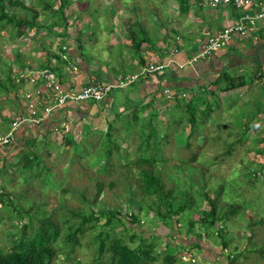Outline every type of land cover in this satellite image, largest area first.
<instances>
[{"label": "trees", "instance_id": "16d2710c", "mask_svg": "<svg viewBox=\"0 0 264 264\" xmlns=\"http://www.w3.org/2000/svg\"><path fill=\"white\" fill-rule=\"evenodd\" d=\"M80 1L81 0H0V28H3L5 23H7L10 25V29H13L11 35H17L19 37L29 28L32 29L29 30L31 32H35L37 29H46L55 35L62 36L68 32V25L70 23L69 17L84 23L82 19L85 14L84 12L90 13L86 10V6L92 0H84L85 9L82 8L84 11L82 14H76L75 9H70L69 12H65V9L70 3H79ZM116 1L117 0H111V11H106L111 17L115 13V10H117L115 6ZM177 1L179 6L187 3V0ZM119 2L123 7L124 4L126 5L125 0L122 2L119 0ZM53 3H56V6H53ZM124 9L129 13L123 18V23L126 27V34L130 41V46L134 50H139L141 42L146 41V43L149 44L151 40L149 38L150 33L148 29L145 28V24H143L144 20L147 18L150 19L153 13V17L156 18L160 10L155 9V12L147 13L145 19L139 20L138 15H133L131 12L135 10L133 4ZM179 11H181V8H179ZM41 13L44 15L50 13L53 18L47 23L44 21L40 22L39 14ZM159 22H161V20H159ZM71 36L72 39L81 44L82 40L76 35V32L72 33ZM62 45L60 46L61 49ZM65 49H62V51ZM45 50L47 52V57L43 60L45 63H40V66L43 68L49 65L50 57L48 58V55L54 57L57 62L63 60L56 51L49 49ZM19 61L21 62L22 60H20V56H17L12 60V63H19ZM6 65L8 66L5 75L0 80V89H4L5 92L8 87H12L16 84V81H14L11 76L10 63ZM17 65H19L20 68L23 66L22 63ZM218 78L219 77H217L216 80H218ZM22 80L24 79L20 81ZM197 89L199 90V88ZM206 91L209 93L208 90H205L204 94H202L203 97L200 99H198V95L196 98L192 99L194 97V94H192L190 99H186L182 104L179 103L181 109L185 113L172 123L169 121L161 123L162 119L155 118L157 117L155 116L157 110H151L152 107L156 106L155 103H152V100H148L144 103L139 102L129 109L116 112L113 120L108 122L103 134L97 138L102 150H97L96 152L98 156L102 155L104 160L103 167L97 168L102 172H98L97 176L90 174L87 176L86 181L78 182V185H75L73 191L77 194V198L79 199L78 203L67 205L62 204V200L56 202L59 208L64 207L68 213H62L60 217L55 211H44L45 213H42L38 208L32 210L31 206L33 204L43 205L46 204V200L42 199L41 196H43V194L41 192L36 193L35 191V193H33L34 191L31 190L30 187H32V185L30 183L33 178L41 177L40 179L42 180H40L39 183L48 186V180L58 179L59 172L55 168V160L57 158H55V160L51 159V161L48 158L50 155V142L48 136L51 130L56 129L58 125L61 127L63 122L55 123L52 128L41 134L43 135L41 140L42 145L35 143L33 137L25 138L21 145L15 147L16 150H14L13 154L16 158L7 160V163L0 167V203L5 206L12 202L11 197L13 196L11 192L6 191L4 184L1 182L5 175H7L9 171H12V169H8L10 164L19 165L26 184L24 186L26 195L28 194L27 192H31L34 195H39L41 198H37L27 207L21 204L11 209V211L14 212V216L20 219L24 218L26 214L27 219L20 223H18L19 220H15V223L11 224V227L13 226L16 228V232H9L8 237L10 244L7 247L0 242V264H53L57 253L62 249V247L57 244L58 239H60V244L66 245L67 247L64 257L71 260L74 259L76 264H79V259L75 258L74 255H70V253L79 243V237L85 231L93 229L95 224L98 226V231L90 237V242L95 245L96 248L92 252L93 258L90 264H102L101 257L104 253H106L108 264H149L156 261L160 255L154 250L155 240H159L163 235H166V237H173L171 231H176L178 233L180 232L179 230H183L186 234L192 233L197 238V240L192 241V244L197 246L199 251H201L200 258L202 260H208L209 264L233 263L238 252L234 248H232V250L228 248V240L224 236L225 233L223 234L225 228L221 222L223 223L229 215L239 212L241 205L237 202L233 203L234 201H230V203L227 201L221 202L220 193L223 189V184L221 183L213 190L211 195L208 194L209 189L205 188L207 178L204 176L205 174L207 175L206 166L209 162L215 160V156L209 157L208 160H202V163H199L198 160L194 162L198 148L207 139L206 132L200 133L198 125L195 123L196 121H201L202 124H206L207 119H209L212 114V110L219 106L218 103L205 104L207 100L205 98V94H207ZM196 94L198 93H195V95ZM181 99L176 98V101H174L178 103ZM200 103L203 106H200ZM143 110H146L145 114L141 113ZM154 119H157V121H154ZM63 120L67 122L68 119L63 118ZM212 121L214 122L213 118ZM130 122L135 127L137 135L141 138L139 140L140 143L138 142L137 145H135L136 154L130 155L128 151H126L127 148L120 154L117 152L118 149L114 150L115 138L120 134L122 128H125L124 126L130 124ZM178 127L186 129V137H194L193 139H195L197 136L201 135V144L194 141V146L185 156L180 155L168 158L161 154L162 152L167 154V151L166 147L162 146L160 141L167 143L169 141L168 137L176 133V128ZM203 128L207 127L203 126ZM246 129L247 126H245L239 134L237 133L235 139L229 144L240 139L239 136H241ZM89 130L90 128L86 129L87 134ZM63 135V143L73 146L74 155L83 156V150L84 148L86 150L85 144L88 142V136L85 135L81 140L76 141L70 133H64ZM141 140L144 141L142 142ZM255 141H259L260 143L264 142V135H260L258 138L255 137ZM150 143L153 144L149 148L137 154L140 150V146H148ZM190 145H192L190 141L186 140L184 142V148ZM228 150L229 148L225 149L226 152ZM255 150L258 153L261 152L260 147L259 149L255 148ZM115 152L117 153L116 155H114ZM6 158L7 154L3 157V160H6ZM60 160L62 161V158ZM71 160L78 161V159L74 158ZM78 163L80 167L84 168V165H81L79 161ZM133 166L137 167V169H132ZM166 167H169V169L166 170ZM194 169L198 170L196 175L192 172ZM260 170L262 169L260 168ZM260 170L250 168L247 170V173L253 175V178H256L258 177L257 172ZM106 175H108L109 180L106 185H109V188L112 187L111 189L117 188L118 184H122L121 179L125 180L126 185L120 186L127 193L126 200H136V208L133 210L126 209L123 215L124 220H129L131 223V232L126 237H122L121 234L115 233L111 228H104L109 223L116 225L123 221L122 215L119 214L121 210L120 205L117 206L114 204L109 207L103 205L101 192L104 190V177ZM194 176H196L195 179ZM183 184L188 185V187H184ZM193 184L197 185L196 188H193ZM61 189L64 191L67 189V186L63 185ZM194 199L196 201H194ZM94 203L97 204L96 208H94ZM205 204H207V208ZM30 210L38 211L40 214L38 216L31 215L29 214ZM140 211L146 215L148 211H151L152 214L150 217H153V220L156 219L157 224L153 225L152 220H148V227L150 225L151 228H142V224L144 223H142V221L144 218H141L139 215ZM194 213H196L195 218L192 216ZM101 218H103V221L99 223L98 221ZM184 218L185 220H183ZM246 220L250 222V220L254 219L249 215L246 217ZM255 220L263 224L264 215ZM184 221L187 223L186 225H183ZM194 223H197L199 226L198 230L201 232L193 229ZM158 227L161 229L165 228L166 232L163 231L165 232L163 235H158L153 231ZM125 228H127V226H125ZM203 236H205V238H202ZM213 238H218L219 245H213ZM175 240L177 241L175 243L170 241V238L164 241L165 252L161 255V258L165 263L174 261V250L176 247H181L178 251L179 253L182 251L181 249L184 248V245L187 244L185 242L183 243L180 238ZM200 247L203 249L201 250ZM243 247L244 245H242L241 249H243ZM253 250L257 251L259 256L264 257V243L253 248ZM194 261L190 262V264H203L200 260Z\"/></svg>", "mask_w": 264, "mask_h": 264}, {"label": "rangeland", "instance_id": "374dc122", "mask_svg": "<svg viewBox=\"0 0 264 264\" xmlns=\"http://www.w3.org/2000/svg\"><path fill=\"white\" fill-rule=\"evenodd\" d=\"M120 1L122 2L124 0ZM125 2L126 5L124 4L123 7L119 0L116 1L115 6L117 10H115V13L112 15L113 18H111L109 16V13L106 12L111 11V0H92L89 4H87L86 10L93 14L86 13L82 10V8L85 9L84 0H81L79 3H70L68 7L66 6L67 8L65 9V12H69L70 9H75L76 14L78 15L84 12L85 14L82 18L84 23H82V21L80 20L72 19L71 17H69V32H67L66 34L76 32V35L82 38V40L84 41L86 39L85 35H87L88 37L86 41H89V38L95 36L93 39H91V42L93 43L95 48L99 45V43H108L109 40L111 41L112 36L109 34V32H107L106 34L103 33L107 31L105 26L111 23L113 26H118L120 31H122L121 23L124 22L123 18H125L128 14L124 8H127L129 5L133 4L135 10L131 12L133 13V15L137 14L139 20L145 19V15L149 12H155V9L160 10V13L158 12L159 15L156 17L157 19H151L154 22V25L150 23L151 20H149V22L148 20H146L145 23H147L146 25L149 29L154 26L155 31L152 33V36L157 35L159 40H166V35H169L168 32L170 31V27L169 24H164V19L167 18V15H169L168 18H173V16L175 15V8L177 9L176 2L178 1L125 0ZM52 5L56 6V3H53ZM169 10L170 12L168 13L167 11ZM39 18L40 22L44 21L47 23L50 21V19L53 18V16L50 15V13H46L45 15L41 13L39 14ZM159 20H161L162 23L159 22ZM9 26V24L5 23L4 27L0 28V74L3 76L5 75L6 69L2 67V64L4 66L5 64H9V60L11 59V55L14 50H20L21 56H24L23 58L26 59L36 57L40 58L43 50L46 47L50 48L51 46L52 48H54L56 45H59V42L61 40L60 36H57L54 33L47 31L46 29H37L35 32H31L29 30L32 29L29 28L26 32H24V34H22V36L20 35V37L17 35H11L13 29H10ZM90 32H92V34H90ZM102 33L104 37H102ZM70 36L67 35L64 38L71 39ZM111 52L115 51L111 50ZM11 64L13 63L11 62ZM10 67H13L14 69L16 68L14 64ZM29 86L32 87V85ZM112 90L113 89H111L109 93H111ZM224 91L232 92L230 87L226 88ZM202 94H204L203 91L202 93L194 95L192 99L196 98L197 95L198 99H200L203 97ZM230 95H233V93ZM158 97L161 100V97L165 96L158 95ZM182 97L183 96H181L180 98ZM224 97L225 98L222 97V101L225 102L220 103L219 106L215 107L212 114L210 115V117L213 116L215 122L210 121L209 123L202 124L201 121H196L195 123L198 125L200 133L206 132L205 134L207 139L204 143L201 144V135L197 136L195 139H193L194 137H186V129L178 127L176 128L177 132L168 137L169 141L167 143H163L162 141H160L162 146L166 147L167 151V154L163 152L161 154L167 156L168 158H173L180 155L185 156L194 146V141H196L201 145L198 148L196 158H194V162L198 160L199 163H202V160H208L209 157L211 158V156H215V160L209 162V164L206 166L207 175L205 174L204 176L207 178L205 188L209 189L208 194L211 195L213 193V190L221 183L223 184V189L220 193L221 202L227 201L230 203V201H234L233 203L237 202L241 205V209L239 212H236L233 215H229L228 218L223 221V223L221 222V224L225 228V232H222L223 234L225 233L224 236L228 240V248L231 250L232 248H234L238 252V255L233 263L227 261V264H264V257L259 256V253L253 250V248L258 247L259 245L264 243V223L261 224L258 223V220H255L264 215V142L260 143L259 141H255V137L258 138V136L264 135V130L261 128L248 129V125L250 124L248 120L252 117V111L259 110L260 106L255 101L254 105L250 109L251 115H249L248 111H246L240 115L243 121H239V115L236 114L237 110H244L245 107L249 109L250 107H247L249 103H247V105L240 104L239 107L238 105H236V111H233L232 116H235V119H237V121H234L232 123L227 122V125L221 127L219 126V123L221 121L218 120V117L222 118L224 116V113L226 114L228 113V111H232V109L234 108V106L230 107V105L228 104V99H231V97H229V95L226 97L225 93ZM235 97L238 96L236 95ZM19 99L20 101L24 102V98L22 95H19ZM103 99L104 98L100 100ZM186 99L187 98H185L184 100ZM166 100L169 101L167 98ZM173 100L175 99L173 98L171 100V105H169V103L162 106L160 110L155 114V116H157L155 118L162 119L161 123L164 121H169L170 123H172L176 121L177 118L184 115L185 112L181 109V106L179 104L181 101L175 103V101ZM212 103H218V101L215 97L209 96L205 104ZM130 107L131 106L128 105L125 109H129ZM218 107L219 109L217 111L216 109ZM155 109L156 108L154 107L151 108V110L153 111H155ZM145 112L146 111L143 110L141 113L145 114ZM235 119L233 117V120ZM154 121H157V119H154ZM203 126L207 128H203ZM244 126H247V129L244 133H242L241 136H239L240 139L235 140L234 143L229 144L233 139H235L237 133L239 134L243 130ZM59 127L60 125H58L56 129L51 130L48 136L50 142V155L48 158L50 161L51 159L55 160V158H57L55 160V168L59 172V177L56 180H48V186H45L43 183H39L40 180H42L40 179L41 177L33 178L30 183L32 187L30 188L34 191L33 193H35V191L36 193L41 192L43 194V196H41L42 199L46 200V204L43 205L33 204L31 206L32 210H36L35 208H38L40 211H42V213L55 211L60 217L62 213L64 214L66 212V209L64 207L59 208L56 202L62 200V204L67 205L78 203L79 199L77 198V194H75L73 191L75 185H78V182L86 181L87 176L90 174L97 176L98 172H102L99 171L98 168L103 167V156H98L96 151L102 150L97 138L103 134L104 129L98 130L94 128L89 130L87 134L86 129L82 128V130H79L80 126L77 127L76 124H74V120L72 119H70V121L67 120V122L63 121V125H61L60 128ZM124 127L125 128H122V130L120 129V134L115 138L114 143L116 148L114 147V150L118 149L117 152L121 154L123 150L127 148L126 151H128L130 155H134L136 154L135 145H137L141 138L137 135L135 127L131 122ZM62 133H70L76 141L81 140L85 135L88 136V142L85 144L86 150L84 148L83 156L74 155L73 146L63 143L62 138L64 135ZM186 140L190 141L192 145L184 148V142ZM141 141L143 142L144 140ZM152 144L150 143V145L148 146H140V150L137 152V154L142 153L144 149L149 148ZM259 147L261 148L260 153L256 152L255 150V148L259 149ZM227 148H229V150L226 152L225 149ZM116 154L117 153L115 152L114 155ZM13 156L15 155L12 153L10 155H7L6 160L0 159V167L3 166V164H6L7 160H12ZM61 158L62 161L60 160ZM72 158L78 159L80 164L84 165V168L80 167L78 161L71 160ZM250 168L256 170H260L261 168L262 170H260L261 172H257L258 177L253 178V175L247 173V170ZM8 169H12V171H9V173L5 175L1 182L4 184L6 191L11 192V195L13 196H10L12 202L5 206L0 203V242L5 247L10 244V240L8 237L9 232H16V228L13 226L11 227V224H14L15 220H19L18 223H20L27 219L26 214L24 215V218L20 219L14 216V212L11 211V209H13V207L15 206H20L21 204L24 207H27L37 198H41L39 197V195H34L31 192H27L28 194L26 195V189L24 187L26 184L24 182L23 173L20 171V167L18 164H10ZM132 169L136 170L137 167L133 166ZM168 169L169 167H166V170ZM192 172L194 175H196L198 173V170L194 169L192 170ZM195 178L196 176H194V179ZM108 182V175H106L104 177V190L101 192L103 205L108 207L114 204H116L117 206L120 205L121 210L119 211V214L122 215L123 221L116 225H112L109 223L104 228H111L113 231H115V233L121 234L122 237H126L131 232V223L129 222V220H124L123 215L125 214L126 209L133 210L134 208H136V200H126L127 193L120 186L126 185L125 180L121 179L122 184H118V187L113 189H111L112 187L109 188V185H106L108 184ZM63 185L67 186V189H65L64 191H62L61 189ZM183 186L188 187V185L186 184H183ZM196 186V184H193V188H196ZM194 201L196 200L194 199ZM93 205L94 208H96L97 204L94 203ZM205 205L207 208V204ZM32 210L29 211V214L36 216L40 214V212ZM66 214L68 213L66 212ZM151 214V211H148L147 215L142 211L139 212L141 218H144V220L142 221V223L144 222L142 224V228H151L150 225L148 227V220H152L153 225L157 224L156 219L153 220V217H150ZM249 215L252 216L254 220H250V222L249 220H246V217ZM192 216H194L195 218L196 213H194V215ZM102 219L103 218H101L98 222L100 223V221H103ZM183 220H185V218ZM186 224L187 223L184 221L183 225ZM125 226H127V228H125ZM158 228L153 230L158 235H163L166 232L165 228ZM198 228L199 226L197 225V223H194L193 229L195 231L201 232L200 230H198ZM97 231L98 226L96 224L93 229L85 231L79 237V243L70 253V255H74L75 258L79 259V264H90L93 258L92 252L96 248L95 245L91 244L90 237L93 236ZM179 231V234L176 231H171V233H173V237H166V235H163V237L159 238V240H155L154 250L160 255L156 261H153L149 264H190V262H193L187 260L189 259L188 255H181L179 257L178 251L181 247H176L174 250V261L171 263H165L162 260L161 255L165 252L164 241L165 239L168 240L169 238L173 243L177 242L175 240L177 238H180L183 243H187L181 250H183L182 252L192 253L196 261L200 260V262L203 264L208 261L202 260L200 258L201 251H199V248L197 246L192 244V241L197 240V238L192 233L186 234L183 230ZM202 238H205V236H203ZM213 239V245H219L218 238ZM57 244L60 245L62 249L57 253L56 259L53 261V264H76L74 259L71 260L67 257H64V253L67 248L66 245L60 244V239L57 240ZM242 245H244L243 249H241ZM200 249L202 250L203 248L200 247ZM195 254L199 256V259ZM106 259L107 256L106 253H104V255L101 257V260L103 262L102 264H108V260Z\"/></svg>", "mask_w": 264, "mask_h": 264}, {"label": "crops", "instance_id": "0c3cea01", "mask_svg": "<svg viewBox=\"0 0 264 264\" xmlns=\"http://www.w3.org/2000/svg\"><path fill=\"white\" fill-rule=\"evenodd\" d=\"M261 1L264 3V0ZM176 7L173 18H168L169 15L166 14L167 18L164 19V24H169L170 27L169 35H166L165 41L159 40L157 35L152 36L155 31L154 26L149 29L147 23H145L146 20L149 22L153 19L154 14H151L150 19L147 18L143 22L150 33V43L141 42L139 50H134L130 46L123 22L121 23L122 31L118 26L109 23L105 26L107 31L103 33L109 32L112 36L111 41L99 43L96 48L91 42V39L95 36L86 41L88 37L85 35V41L80 38L82 40L81 44L72 39V36H70L72 33L60 36L59 45L54 48L51 46L50 48L46 47L45 49L56 51L59 54L62 51L60 46L65 44L66 58L61 62H57L54 57L48 55V58L50 57L49 65L45 68L52 70L59 81L71 82L73 87L79 88L90 78L115 81L120 73L137 71L146 62L168 56L177 62H183L203 43L208 33L216 32L224 24L236 18L243 10V8L234 7L230 3L218 4L212 7L198 5L196 0H187V3L180 6L176 2ZM179 8H181V11H179ZM167 12L169 13L170 10ZM150 23L154 25L152 20ZM256 32L259 35L258 39H253L250 35H233L205 58H200L191 64L185 63L180 67L172 63L164 70L154 71L145 78L135 79L127 84L116 86L103 100H66L63 105L54 107L46 113L38 124L33 122L21 123L15 129L12 144L0 149V159H3L6 154L14 153L15 147L21 145L25 138L33 137L35 143L42 145L43 135L41 134L52 128L55 123L64 121L63 118H67L69 121L70 119L74 120V124L77 127L80 126L79 130H82V128L102 130L106 128L108 122L113 120L116 112L125 110L128 105L133 106L139 102L144 103L152 100V103L156 104L154 108L159 111L162 106L169 103L171 105V100L167 101L165 97H161L160 100L158 97V95H163L161 90L165 86L174 92L175 101L176 98L181 99V94L190 99L192 94L195 95V93L208 90L209 93L206 91L205 98L208 99L209 96H213L220 104L225 102L222 101V97L225 98L224 93L226 97L229 95L231 99H228V104L230 107L234 106V108L232 111L224 113L222 118L218 117V120L221 121L219 123L221 127L227 125V122L237 121L235 116H232L233 111H236V105L239 107L240 104L247 105L249 103L247 105V107H250L249 109L243 106L245 107L244 110L238 109L236 112L239 115V121H243L240 115L246 111L251 115L250 109L256 101L260 109L252 111V117L248 120L250 122L248 129L261 128L264 130L263 27H258ZM103 33L102 37H104ZM67 35L71 39L64 38ZM45 49L40 58L29 59L23 58L24 56H21L20 50H14L9 60L10 66L13 64L16 66L15 69L10 67L13 79L16 70L30 71L42 67L40 63H45L43 60L47 57ZM172 49L173 51L170 54L169 51ZM111 50L115 52H111ZM17 56H20V60H22L19 61L23 64L21 68L17 65L18 62L11 64ZM72 65L74 67H71ZM7 66L2 64L5 69H7ZM2 76L0 74V80L3 78ZM217 77H219L218 80H216ZM20 80L16 81L14 86L8 87L6 92L4 89H0V131L6 129L14 115L27 111L28 100L24 98L23 93L32 89L29 85L33 86V84ZM226 87H230L232 92H225ZM232 93L233 95H230ZM19 95L23 96L24 102L20 101ZM236 95L238 97H235ZM45 99L43 98L42 102ZM184 99L182 97L180 103H183ZM200 106L203 105L200 103ZM218 109L219 107L216 110L218 111ZM233 117L235 120H233ZM212 118L209 117L206 122L209 123ZM14 158L16 156H13L12 159Z\"/></svg>", "mask_w": 264, "mask_h": 264}, {"label": "built area", "instance_id": "2783aa9c", "mask_svg": "<svg viewBox=\"0 0 264 264\" xmlns=\"http://www.w3.org/2000/svg\"><path fill=\"white\" fill-rule=\"evenodd\" d=\"M196 3L209 7L230 3L234 7L243 8V10L236 18L224 24L216 32L208 33L203 43L183 62H177L168 56L146 62L137 71L120 73L115 81L90 78L79 88L73 87L71 82L59 81L52 70L48 68L38 67L30 71H16L14 75L15 81L24 79L33 84V86L31 87L32 89L23 93V96L28 100L27 111L14 115L6 129L0 131V149L11 144L14 140L15 129L21 123L33 122L38 124L46 113L54 107L63 105L66 100H100L108 95L112 88L127 84L135 79L145 78L154 71H162L172 63L180 67L185 63L191 64L200 58H205L233 35H250L253 39H258L259 35L256 29L260 26L264 29V3L261 0H196ZM65 48L66 46L63 45L62 49ZM173 49L169 51L170 54ZM60 56L65 59L66 53L62 52ZM71 67L74 66L72 65ZM161 93L168 100L174 98V92L169 87H163ZM181 95L187 98L184 94ZM43 98L46 99L42 102ZM181 255H188L189 259L187 260H195L190 252H182L179 256ZM205 264H209V261Z\"/></svg>", "mask_w": 264, "mask_h": 264}, {"label": "clouds", "instance_id": "9594fccd", "mask_svg": "<svg viewBox=\"0 0 264 264\" xmlns=\"http://www.w3.org/2000/svg\"><path fill=\"white\" fill-rule=\"evenodd\" d=\"M65 45V44H64ZM63 46V45H62ZM66 46V45H65ZM62 52H65V51H61L60 53H59V55L62 53ZM25 98V97H24ZM183 251V250H182ZM181 251V252H182ZM181 252H179L178 254H180ZM196 255V254H195ZM180 257V256H179ZM196 257L199 259V256L198 255H196Z\"/></svg>", "mask_w": 264, "mask_h": 264}]
</instances>
